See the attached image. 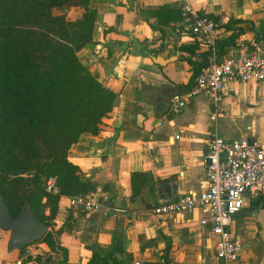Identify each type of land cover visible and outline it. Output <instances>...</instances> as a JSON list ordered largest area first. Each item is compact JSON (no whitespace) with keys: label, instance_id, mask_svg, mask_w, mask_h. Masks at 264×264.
<instances>
[{"label":"crops","instance_id":"obj_1","mask_svg":"<svg viewBox=\"0 0 264 264\" xmlns=\"http://www.w3.org/2000/svg\"><path fill=\"white\" fill-rule=\"evenodd\" d=\"M184 2L217 23L219 58L236 55L239 45L250 40L264 44V0L92 2L97 31L77 56L117 94V101L102 118L99 133L81 134L67 157L82 179L106 189L102 191L111 206L83 213L69 207L68 196L60 197L52 226L57 247L66 251L65 264H86L91 248L103 255L114 241L143 264H220L215 255L218 237L207 213L195 209L158 216L151 208L162 197L199 195L207 189L205 154L214 127L224 139L252 137L264 147V81L227 82L215 124L203 95L177 114L167 111L170 95L165 92L189 89L203 64L193 57L196 47L190 36L174 31ZM60 9L72 17L82 12L68 6L52 13ZM154 10L164 12L162 22L149 14ZM158 102L164 105L156 109ZM229 229L242 244L234 264H264V195L246 194ZM9 237L10 231L0 229V264H14L21 254H1ZM37 253L42 259L48 253L54 264L62 261L60 252L43 243Z\"/></svg>","mask_w":264,"mask_h":264},{"label":"trees","instance_id":"obj_2","mask_svg":"<svg viewBox=\"0 0 264 264\" xmlns=\"http://www.w3.org/2000/svg\"><path fill=\"white\" fill-rule=\"evenodd\" d=\"M93 1L0 0V195L12 217L28 203L35 217L49 226L61 196L97 189L95 183L81 178L79 167L67 157L81 134L99 133L102 118L117 101V94L77 56L97 31ZM68 6L82 12L74 17L52 13L54 8ZM149 14L162 22L163 11ZM50 176L56 178L57 193L45 190ZM39 242L62 254V261L55 264H65L66 251L57 247L50 232ZM132 260L114 241L103 255L91 248L86 264ZM36 261L51 264L40 255Z\"/></svg>","mask_w":264,"mask_h":264},{"label":"built area","instance_id":"obj_3","mask_svg":"<svg viewBox=\"0 0 264 264\" xmlns=\"http://www.w3.org/2000/svg\"><path fill=\"white\" fill-rule=\"evenodd\" d=\"M181 9L183 17L174 26V31L190 36L196 47L193 57L203 64L189 89L170 94L167 111L177 114L186 108L190 100L203 95L210 104L209 119L215 124L227 82L264 81V44L250 40L239 45L236 55L219 58L217 23L208 15L199 13L188 2H184ZM158 124H161V120H158ZM178 136L176 134L174 138ZM205 162L207 189L203 193L187 192L175 198L162 197L151 211L158 216L195 209L207 213L210 229L218 237L216 257L220 264H234L239 258L242 244L232 236L229 227L242 207L246 194L253 197L264 195V147L256 141L249 143L246 137L224 139L214 127L209 133ZM44 186L47 192H58L53 176L45 180ZM106 201L107 196L101 189L68 196L69 207L83 213H95L105 208ZM48 214L49 210L45 209V215ZM47 232L55 239L52 223L47 226ZM21 250L14 264H38L36 256L40 248L37 241ZM129 264L143 263L140 259H133Z\"/></svg>","mask_w":264,"mask_h":264},{"label":"water","instance_id":"obj_4","mask_svg":"<svg viewBox=\"0 0 264 264\" xmlns=\"http://www.w3.org/2000/svg\"><path fill=\"white\" fill-rule=\"evenodd\" d=\"M171 93L165 92L169 96ZM164 105V102H158L156 109ZM249 143H253L254 138L247 137ZM164 191L170 194V186L165 185ZM111 206L110 202H106ZM0 229L10 231L7 249L21 250L26 245L41 240L47 233V226L38 220L30 209L28 203H25L16 217H12L10 211L0 195Z\"/></svg>","mask_w":264,"mask_h":264},{"label":"rangeland","instance_id":"obj_5","mask_svg":"<svg viewBox=\"0 0 264 264\" xmlns=\"http://www.w3.org/2000/svg\"><path fill=\"white\" fill-rule=\"evenodd\" d=\"M65 10L64 9H60V10H58V11H55L54 12V14H60V13H62V12H64ZM70 11L73 13H76L77 12V9L76 8H73V9H70ZM38 243H39V248H41V244H42V242H39V241H37ZM44 244V243H43ZM16 251L17 250H12V251H10V250H4V252H1V254H3L4 256H6V257H9V256H11V257H14L15 255H16ZM44 256H43V258L45 259V258H48V260H49V263H53L54 264V260L50 257V255H48V253H45V254H43Z\"/></svg>","mask_w":264,"mask_h":264}]
</instances>
